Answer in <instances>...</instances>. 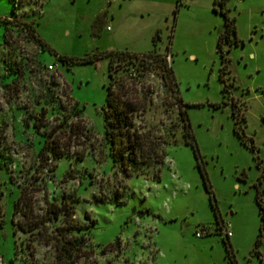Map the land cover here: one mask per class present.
Returning <instances> with one entry per match:
<instances>
[{
  "label": "rangeland",
  "instance_id": "1",
  "mask_svg": "<svg viewBox=\"0 0 264 264\" xmlns=\"http://www.w3.org/2000/svg\"><path fill=\"white\" fill-rule=\"evenodd\" d=\"M224 8L235 36L220 40L219 56L224 25L214 0H0V264L53 263L66 220L42 218L63 199L93 264H264L255 202L258 194L264 205V0H227ZM107 52L139 56L112 74L121 100L137 104V163H126V173L112 168L103 137L107 59L56 58ZM63 116L78 128L61 141L73 155L42 162L43 134ZM125 143V135L116 140ZM23 189L30 209L22 205L12 222ZM115 239L119 251L99 255Z\"/></svg>",
  "mask_w": 264,
  "mask_h": 264
},
{
  "label": "trees",
  "instance_id": "2",
  "mask_svg": "<svg viewBox=\"0 0 264 264\" xmlns=\"http://www.w3.org/2000/svg\"><path fill=\"white\" fill-rule=\"evenodd\" d=\"M226 2L227 0H214V4L217 5L218 7L219 14L223 17V25H224V29L218 35L217 43H216L219 50V56L222 55L220 40L221 39L228 40L230 34H233V36H235L234 26L232 25L233 20H229L227 16L228 10L224 8ZM4 21L6 22L5 19ZM156 34H158V32H156ZM38 41L41 40L38 39ZM236 42L233 44L234 46L237 45ZM41 46L43 48L45 47V45L42 42H41ZM103 57L107 59V77L109 80L106 85L105 101L104 104L100 107V114L103 120V137L109 145V156L111 157L112 168L118 167L120 168L121 172L126 173V169H127L126 163L129 162L131 164L137 163V154H136L137 146H138L137 139L134 137L133 135L134 133L130 132V128L132 126L131 113L134 111V109H136L137 104L135 102L136 98L129 97L121 100V94H119L118 92H116V90H113L112 88L114 85V82L112 81L113 80L112 74L118 71L119 69L123 68L125 64L133 63L134 62L133 60L139 57L138 54H129L123 52H107V53H95L89 56H85L83 58H70L65 56H57L56 58L62 64H75V63L86 64V63H95L97 60ZM227 64L228 63H226L225 65ZM165 71L168 74H170L168 67L165 69ZM223 71H224L223 68L219 70L220 80H222ZM171 85L173 87L172 81H171ZM177 102L179 106L186 107V105L183 104L181 99L178 97H177ZM70 111H74L75 116H79L82 113V109L78 108V104L76 102H73ZM177 112L180 116V119L183 122L182 136L183 138H185V143L192 144V136L189 134V128H188L185 110L184 109L181 110L180 108H178ZM44 115H45V109H41L38 116L34 117L33 128L37 132L39 131V129L43 127L42 121H44ZM68 118H69L68 116L54 118L55 120L58 121L56 126L57 130L53 132L51 131L48 134H43L44 136L43 143L37 153L40 161L46 162L49 159L57 160L62 156L71 157L73 155L72 154L73 152L69 153L67 148H63L61 146V141L63 140L69 141L71 137L76 135V131H78L77 130L78 128H75V126H71ZM56 132L57 134H55ZM78 135L79 134H77V136ZM123 135L126 136L125 145L121 147L116 146L117 138L122 137ZM125 148L128 149L124 150ZM249 148L251 150H254L253 145H250ZM152 157L154 159L153 161L158 166L162 164V159L160 158V154L157 155L156 152L155 153L153 152ZM76 158L81 159V156L79 157L76 156ZM64 182H66V178H64ZM255 202L261 220L263 221V227H264V205L261 197L258 194L255 195ZM22 205L25 208L28 207L30 209V205H31L30 198H26L24 189L20 191L19 196L14 203L12 222L14 221L15 215L19 213L20 211L19 209ZM66 208H68V210L70 211L73 210L72 206L68 205L66 200L64 199L61 200L59 206H57L56 203H51L46 208V212L44 214L46 218H42L45 219L42 220V222L49 220L55 221L58 218V216H62L64 222L66 220V224L58 230L56 234L57 238L54 239L55 255L52 264H93V262L90 260L91 257L89 256L91 255L90 254L91 252L85 249V239L83 238V234L81 233L83 231V228L82 226L75 224V222H72L70 220V217L65 219ZM218 219L220 220L219 217L216 218V223ZM218 222L219 224L217 228L220 231L222 221H218ZM15 225L17 228L21 227L18 223ZM33 229L34 228L31 227L28 228L27 231L31 232ZM59 231H61V233ZM78 233L81 234L76 235ZM258 242H260V240H257V243ZM119 249H120V240L115 239L111 244L103 247L99 251V255H104L106 252L117 253ZM256 253L258 254V251H256Z\"/></svg>",
  "mask_w": 264,
  "mask_h": 264
},
{
  "label": "built area",
  "instance_id": "3",
  "mask_svg": "<svg viewBox=\"0 0 264 264\" xmlns=\"http://www.w3.org/2000/svg\"><path fill=\"white\" fill-rule=\"evenodd\" d=\"M48 69H52V67L48 66ZM227 227H228V225H224V222H221V230H220V232H223V236L226 239H228V237L231 236V233L229 231H227V229H226ZM203 235H204V232H196L195 233L196 237H201Z\"/></svg>",
  "mask_w": 264,
  "mask_h": 264
}]
</instances>
